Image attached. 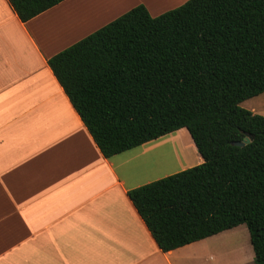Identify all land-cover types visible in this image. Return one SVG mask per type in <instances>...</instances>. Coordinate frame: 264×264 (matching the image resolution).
<instances>
[{
  "label": "trees",
  "instance_id": "trees-1",
  "mask_svg": "<svg viewBox=\"0 0 264 264\" xmlns=\"http://www.w3.org/2000/svg\"><path fill=\"white\" fill-rule=\"evenodd\" d=\"M61 1L9 0L22 21ZM48 62L105 157L189 131L204 162L128 192L163 251L246 224L264 264V115L242 106L264 92V0L138 4Z\"/></svg>",
  "mask_w": 264,
  "mask_h": 264
},
{
  "label": "crops",
  "instance_id": "crops-1",
  "mask_svg": "<svg viewBox=\"0 0 264 264\" xmlns=\"http://www.w3.org/2000/svg\"><path fill=\"white\" fill-rule=\"evenodd\" d=\"M186 1L63 0L22 21L0 0V264H211L209 244L241 225L163 251L128 192L203 163L192 136L105 157L48 62L138 4ZM244 252L230 264H256Z\"/></svg>",
  "mask_w": 264,
  "mask_h": 264
},
{
  "label": "rangeland",
  "instance_id": "rangeland-1",
  "mask_svg": "<svg viewBox=\"0 0 264 264\" xmlns=\"http://www.w3.org/2000/svg\"><path fill=\"white\" fill-rule=\"evenodd\" d=\"M252 105L264 112V92L242 102V106L245 108H250ZM184 133L190 135L187 128H184ZM208 247V250L215 256V259L210 262L211 264H230L240 258L246 259L247 254L245 255L244 249L250 251L252 260H254L250 233L246 224H241L229 235L214 240Z\"/></svg>",
  "mask_w": 264,
  "mask_h": 264
},
{
  "label": "water",
  "instance_id": "water-1",
  "mask_svg": "<svg viewBox=\"0 0 264 264\" xmlns=\"http://www.w3.org/2000/svg\"><path fill=\"white\" fill-rule=\"evenodd\" d=\"M251 140H252V136L249 135V136H247V137L245 138L244 141H235V142H233V144H235V145H239V146H243V145L249 143Z\"/></svg>",
  "mask_w": 264,
  "mask_h": 264
}]
</instances>
